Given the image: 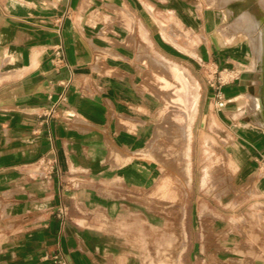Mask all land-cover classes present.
Wrapping results in <instances>:
<instances>
[{
    "label": "crops",
    "instance_id": "obj_1",
    "mask_svg": "<svg viewBox=\"0 0 264 264\" xmlns=\"http://www.w3.org/2000/svg\"><path fill=\"white\" fill-rule=\"evenodd\" d=\"M243 1L0 0V264H120L115 224L160 185L158 164L142 156L153 153L159 72L174 75L175 66L238 72L220 90L221 109L214 87L196 82L190 154L202 153L206 134L218 135L264 172V132L239 129L228 106L247 74L238 36L222 28L249 13L237 7ZM208 186L199 176L210 229L222 217L210 202L264 208V174L249 181L247 199L239 186L229 200ZM252 215L251 262L207 228L200 264H264V211ZM193 249L185 243L182 264H193Z\"/></svg>",
    "mask_w": 264,
    "mask_h": 264
},
{
    "label": "rangeland",
    "instance_id": "obj_2",
    "mask_svg": "<svg viewBox=\"0 0 264 264\" xmlns=\"http://www.w3.org/2000/svg\"><path fill=\"white\" fill-rule=\"evenodd\" d=\"M243 2H238L239 5L236 6L241 9L242 5H248L251 15L259 19L263 17L261 7L255 3L256 0ZM228 18V21L232 19L230 16ZM237 36L236 42L240 50L238 60L241 63V69H244L247 75H243L241 80L245 89L241 93L235 94V100L228 104L232 108L230 115L234 118L235 125L239 129L264 132L263 129L255 125L254 112L248 110L246 103L248 97L260 94L259 74L252 70L249 42L243 34L238 33ZM178 38V36L175 37L176 40ZM174 45L177 46L178 43H174ZM214 71L215 73H212ZM220 71L209 67H202L198 70L193 64H190V73L183 71L186 76L175 77L170 73L167 74L166 71L159 72V97L155 115L157 128L151 140L154 143L153 153L142 157L151 159L158 164L161 170L158 181L160 185L158 189L155 188L157 191L154 190L143 196L141 204L134 210L135 214L129 215L125 220L115 224V233L111 239L116 260L120 264H163L166 259L165 252L169 236L177 239L180 237V232L185 233L184 245L186 242H190L191 246H194L193 264H200L198 245L200 239L205 242V231L207 228H211V223L214 225L212 219L214 215L205 209L206 197H204V189L198 188L199 176L202 178V188L208 184V191L217 189L216 193L222 194L225 199L229 200L232 192L236 195V186H239V194L247 199L252 194L248 190L249 181L254 177H262L264 174L253 167L249 169L252 163L250 156L244 151L239 152L241 159L234 161V156H237L236 153L234 156L227 154L229 145L227 140L213 134H206L204 138L200 139L201 154H195L193 148L190 154L189 149L188 183L185 182V178L181 174V167L186 160L182 156L184 142L181 134L182 128H185L186 124L189 125V120L195 113L196 82L203 80L206 87L210 84L214 87ZM220 76L222 81L230 79L229 76L225 78L223 73ZM229 84L223 85L220 90ZM209 111L214 113L213 110ZM188 118L190 119L188 120ZM210 205L222 214L219 219V227L214 228L213 226L207 231L212 241L217 239L226 244L228 249H230L231 242L234 245L238 244L240 260L246 257L249 258L246 263L251 262L249 256L251 253L248 250L254 242L251 217L253 212H262L264 208L252 209L251 202L237 203L235 201L222 205L210 202ZM222 206H227V208ZM231 208H235L233 213ZM233 214L244 215L245 219L232 220L231 215ZM206 225L208 227H205ZM229 253V251L226 252L222 258L228 256L229 259ZM118 255H120V259H118ZM184 256L186 257V253L183 255L181 252L179 255L180 264H182Z\"/></svg>",
    "mask_w": 264,
    "mask_h": 264
},
{
    "label": "bare ground",
    "instance_id": "obj_3",
    "mask_svg": "<svg viewBox=\"0 0 264 264\" xmlns=\"http://www.w3.org/2000/svg\"><path fill=\"white\" fill-rule=\"evenodd\" d=\"M256 2L259 4L263 12L262 18L260 19L255 18L253 15L247 12L242 13L237 18H235L231 24L224 26L222 30L224 33L226 32L229 33L230 37L235 36L238 33H241L246 38V40L249 42V53L252 56V70L255 72H258L259 74L260 94L259 96L248 97L246 100V103H247L248 110L251 111L252 113L254 112L253 117L256 118L255 125L264 130V0H256ZM174 75L175 77H180V75L186 76L183 70L177 66L174 67ZM181 88L183 89V87ZM178 100H179V97H178ZM189 119L190 118H188V120ZM188 130L189 128L186 124L185 128L184 127L182 128V134H181V138L184 142V149H183L182 156L186 160L184 159L185 163H183V166L181 167L182 173L181 172L180 173L185 178L186 183H188L189 181L188 164L190 165V163L187 161L189 157L188 156L189 155L188 154V151H189V147H188L189 131ZM232 147L228 148L227 154L234 156L236 152L237 154L240 152L238 149H235L233 151L235 153L231 154ZM236 160H237V157L234 156V161ZM183 177H182V180H184ZM180 233H179L180 237L177 239L172 238L171 235L169 236V239L167 240V249L165 252L166 259L164 260L163 264H180L179 255L183 250L184 242H185V233L184 232H180Z\"/></svg>",
    "mask_w": 264,
    "mask_h": 264
},
{
    "label": "built area",
    "instance_id": "obj_4",
    "mask_svg": "<svg viewBox=\"0 0 264 264\" xmlns=\"http://www.w3.org/2000/svg\"><path fill=\"white\" fill-rule=\"evenodd\" d=\"M59 54L58 50L55 51V55ZM223 73L224 77L226 78L227 76L230 77V79L228 81H222V77L220 76V74ZM238 78V72L235 70H228V69H222L219 73V76L216 79V86H214L215 89V102H214V106L216 109H221L225 106V101L223 100V98L220 95V86H223L225 84L231 83L234 80H236ZM224 80V78H223ZM49 115H51V112L48 113ZM57 216L60 218H64L65 217V210L62 208H60L59 210H57ZM55 259V258H54ZM58 264H65V262L58 260L57 261Z\"/></svg>",
    "mask_w": 264,
    "mask_h": 264
}]
</instances>
